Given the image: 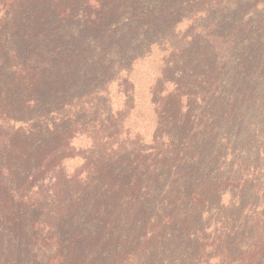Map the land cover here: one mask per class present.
I'll return each instance as SVG.
<instances>
[{
    "label": "trees",
    "instance_id": "1",
    "mask_svg": "<svg viewBox=\"0 0 264 264\" xmlns=\"http://www.w3.org/2000/svg\"><path fill=\"white\" fill-rule=\"evenodd\" d=\"M0 264H264V0H0Z\"/></svg>",
    "mask_w": 264,
    "mask_h": 264
},
{
    "label": "rangeland",
    "instance_id": "2",
    "mask_svg": "<svg viewBox=\"0 0 264 264\" xmlns=\"http://www.w3.org/2000/svg\"><path fill=\"white\" fill-rule=\"evenodd\" d=\"M155 65L149 64L145 66H141L139 68V73H138V93L140 96L147 98L148 100V92H147V86L154 79L155 76ZM252 199H254L252 197Z\"/></svg>",
    "mask_w": 264,
    "mask_h": 264
}]
</instances>
